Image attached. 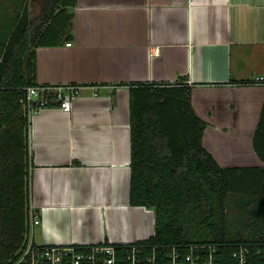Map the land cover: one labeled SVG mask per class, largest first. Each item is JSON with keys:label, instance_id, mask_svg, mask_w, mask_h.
I'll list each match as a JSON object with an SVG mask.
<instances>
[{"label": "crops", "instance_id": "0c3cea01", "mask_svg": "<svg viewBox=\"0 0 264 264\" xmlns=\"http://www.w3.org/2000/svg\"><path fill=\"white\" fill-rule=\"evenodd\" d=\"M70 34L37 48V83L81 91L30 118L36 244L155 234L154 209L130 203V84L186 81L218 163L264 168V0H77Z\"/></svg>", "mask_w": 264, "mask_h": 264}, {"label": "trees", "instance_id": "16d2710c", "mask_svg": "<svg viewBox=\"0 0 264 264\" xmlns=\"http://www.w3.org/2000/svg\"><path fill=\"white\" fill-rule=\"evenodd\" d=\"M76 4L45 0L37 17L25 6L6 38L0 31V242L6 247L0 264H14L21 256L37 214L27 101V88L39 84L37 48L71 37ZM185 82L130 84V203L155 211L156 232L145 243H215L221 247L219 264H239L232 255L239 244H264V168L252 178L253 169L218 163L203 145L207 123L196 113ZM230 207L253 220L232 227ZM247 264H263L262 256L251 253Z\"/></svg>", "mask_w": 264, "mask_h": 264}, {"label": "built area", "instance_id": "2783aa9c", "mask_svg": "<svg viewBox=\"0 0 264 264\" xmlns=\"http://www.w3.org/2000/svg\"><path fill=\"white\" fill-rule=\"evenodd\" d=\"M71 44V43H69ZM158 50L154 53H157ZM264 83V75L255 79ZM30 116L40 109L57 104L71 111L73 100L81 91L78 84H38L27 88ZM40 223L39 214L31 217V239L14 264H219L220 245L215 243H190L151 245L145 242L131 244L95 245H39L33 242V229ZM251 253L262 256L264 244L241 243L233 251L239 264H247Z\"/></svg>", "mask_w": 264, "mask_h": 264}, {"label": "rangeland", "instance_id": "374dc122", "mask_svg": "<svg viewBox=\"0 0 264 264\" xmlns=\"http://www.w3.org/2000/svg\"><path fill=\"white\" fill-rule=\"evenodd\" d=\"M44 1L45 0H0V31L2 30L3 38H6L7 33L10 32L25 6L28 7L32 17H37L41 12ZM240 213L243 212L233 207H230L228 210L227 216L231 221L232 227H240L253 220L251 214ZM240 231L244 233L242 229H240ZM4 248H6L5 244L0 242V250L4 251Z\"/></svg>", "mask_w": 264, "mask_h": 264}]
</instances>
